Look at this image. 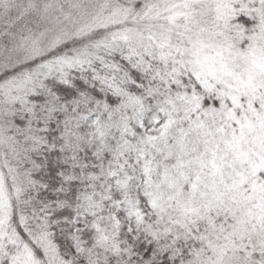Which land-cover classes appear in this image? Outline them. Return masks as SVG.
I'll list each match as a JSON object with an SVG mask.
<instances>
[{"label":"snow or ice","instance_id":"1","mask_svg":"<svg viewBox=\"0 0 264 264\" xmlns=\"http://www.w3.org/2000/svg\"><path fill=\"white\" fill-rule=\"evenodd\" d=\"M0 264H264V0H0Z\"/></svg>","mask_w":264,"mask_h":264}]
</instances>
